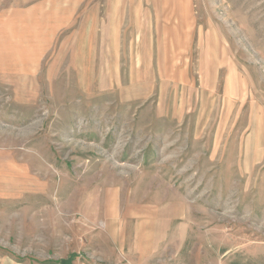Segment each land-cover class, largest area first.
I'll return each mask as SVG.
<instances>
[{"label":"rangeland","instance_id":"374dc122","mask_svg":"<svg viewBox=\"0 0 264 264\" xmlns=\"http://www.w3.org/2000/svg\"><path fill=\"white\" fill-rule=\"evenodd\" d=\"M0 264H264V0H0Z\"/></svg>","mask_w":264,"mask_h":264}]
</instances>
